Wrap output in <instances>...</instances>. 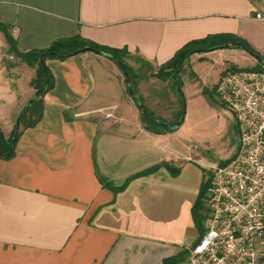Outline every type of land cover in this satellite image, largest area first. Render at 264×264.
<instances>
[{
    "label": "crops",
    "instance_id": "0c3cea01",
    "mask_svg": "<svg viewBox=\"0 0 264 264\" xmlns=\"http://www.w3.org/2000/svg\"><path fill=\"white\" fill-rule=\"evenodd\" d=\"M257 12L264 0H0V23L22 51L75 35L127 49V61L152 69L138 91L160 117L169 96L156 73L189 42L231 34L264 55ZM8 53L0 30V129L10 138L13 108L34 94L36 68L22 63L25 75L12 85ZM111 60L92 52L47 60L55 86L43 98V117L22 132L12 159H0V264H163L185 250L182 264H189L201 236L194 207L204 171L193 158L176 157L166 135L147 130L134 102L122 111L112 86L121 68ZM137 147L147 157L123 174ZM166 164L180 171L173 175ZM104 182L127 185L115 193Z\"/></svg>",
    "mask_w": 264,
    "mask_h": 264
},
{
    "label": "built area",
    "instance_id": "2783aa9c",
    "mask_svg": "<svg viewBox=\"0 0 264 264\" xmlns=\"http://www.w3.org/2000/svg\"><path fill=\"white\" fill-rule=\"evenodd\" d=\"M217 93L236 116L240 145L228 163L207 165V220L189 264H264V70H226Z\"/></svg>",
    "mask_w": 264,
    "mask_h": 264
},
{
    "label": "rangeland",
    "instance_id": "374dc122",
    "mask_svg": "<svg viewBox=\"0 0 264 264\" xmlns=\"http://www.w3.org/2000/svg\"><path fill=\"white\" fill-rule=\"evenodd\" d=\"M248 50L262 57L264 56L254 49ZM248 50L241 47H228L208 53H196L180 73L179 79L186 103V106H184L186 109V119L179 129L163 133L166 136L162 142L167 141L170 143L171 148L177 153L176 157L184 158L187 156L198 162L204 171V182L206 183L209 182L211 176V171L207 165L221 164L233 158L239 150L240 141L236 116L220 99L217 93V86L226 69L233 66L247 69L258 65V61ZM127 62L133 71L140 76L138 78L135 77L137 88L139 81L142 80L141 76L147 75V78L151 77L152 69L148 66H143L141 62L132 59ZM4 63L7 72H9L14 81L12 85L16 86V82L19 81L20 77L25 75L23 73L25 64H22L25 62L13 53H8L4 58ZM157 84L160 91L167 93L169 96L165 104L166 106L160 109L159 113L163 119L174 123L179 119L184 109H182L181 95L174 88L169 77L164 80L159 79ZM112 86L113 94L123 111V108H126V100L133 103L134 99L126 84L125 73L121 69L115 73ZM20 108V103L13 108L17 118L20 114L19 112L22 110ZM5 114L8 115L7 111H5ZM123 117L126 122L135 121L128 111L123 112ZM133 149L125 157V165L121 170L123 174L136 166L142 165L144 159L147 157L145 156L146 153H139L138 147L135 151ZM136 155H139V157L134 158ZM119 168L120 165L118 167L116 165V170H119ZM203 216L204 223L207 220L205 212Z\"/></svg>",
    "mask_w": 264,
    "mask_h": 264
},
{
    "label": "trees",
    "instance_id": "16d2710c",
    "mask_svg": "<svg viewBox=\"0 0 264 264\" xmlns=\"http://www.w3.org/2000/svg\"><path fill=\"white\" fill-rule=\"evenodd\" d=\"M0 30H2L4 34L6 35V39L9 43V53H13L16 57L21 59L23 62L27 63L29 66L36 68V77L32 81V86L35 89V91L46 87V90L43 91L41 95L35 99L31 107L24 114L22 118L20 130L18 131L16 136H15L16 125L14 128L13 134L10 138H7L5 134L3 133V131L0 129V159H5V160L12 159L16 154V145H17L18 139L20 138L22 132L27 128L36 126L43 117V111H44L43 98L45 94L55 86L54 74L47 65L48 59L64 60L71 56L79 54L80 53L79 51L86 47H91L96 50H103L111 54H114L119 58L121 62V63L117 62V64L120 66L122 71L125 72L124 68H126L131 75L133 83L131 86L128 87V89L132 97H133V94L136 93L137 96L141 99V101L145 104V101L143 97L140 95L138 88H137V84L135 82V77L138 78L140 76L138 75V73H135L133 71V69L131 68V66L126 60V56L129 54V51L127 49H122V50L109 49L107 47L98 45L97 43H94L93 41H90L82 37L81 35H75L71 37L56 39L55 41L51 43L49 47L44 48V49H33L29 51H22L18 47L17 39L10 32V26L0 23ZM246 43L247 42L245 40L240 39L236 37L235 35H231V34L210 35L203 39L191 41L187 45H185L182 49H180L176 53V55L173 57V59H171L166 64L162 65L158 69L156 76H158L161 79H166L168 77L171 78L172 75L179 69L183 61L189 55L195 52L203 53L202 51L213 49V48L223 46V45H229V47H241V48L246 47V49H253L250 47L249 44H246ZM43 54L45 55L44 63H41L40 57ZM189 60L190 59H188V61ZM188 61L186 62V64L188 63ZM263 66H264L263 64L258 62L257 66L252 67V68H247V69L263 71ZM183 69L184 67L180 70L177 76L178 79ZM231 69L233 70V69H239V68L233 66L226 70H231ZM179 85L181 86L180 79H179ZM173 86L176 89V86L174 84ZM181 103H182V109H183L185 101L181 99ZM135 105H136V102H135ZM146 109H147V114H143L141 113V111H140V114H141V121L147 130L153 133H157V134H162V133L170 132L171 130H176L174 129L173 126L167 125L168 123L170 124V122H168L162 117L151 112L147 106H146ZM181 114H180V117H181ZM66 118L70 119L68 114H66ZM14 137L15 139L13 140ZM230 160L231 159L224 161L221 164H226ZM159 166H155L150 169L139 172L135 174L134 176H132L130 179L149 174L155 171ZM166 166L172 171L173 175H177L178 172L180 171V169L178 168L173 169L168 164H166ZM103 185L104 187H108L112 189L115 193H118L125 189L127 183L119 187H116L109 182H104ZM206 188H207V183L203 182L198 202L196 203L194 207V216L198 224V227L200 228L201 234H203L204 232L203 196L205 194ZM188 255H189V252L185 250L176 256H172V257L164 259L163 264H182V262L187 259Z\"/></svg>",
    "mask_w": 264,
    "mask_h": 264
},
{
    "label": "water",
    "instance_id": "95a60500",
    "mask_svg": "<svg viewBox=\"0 0 264 264\" xmlns=\"http://www.w3.org/2000/svg\"><path fill=\"white\" fill-rule=\"evenodd\" d=\"M229 45H223V46H219V47H216V48H213V49H208V50H205V51H202L203 53H206V52H211V51H214V50H220V49H224V48H228ZM244 49H246V47H243ZM248 50V49H247ZM249 51V50H248ZM80 53H83V52H92V53H96L98 55H102V56H105L107 58H111L113 59L114 61L116 62H120L119 58L114 55V54H111L107 51H103V50H96V49H93L91 47H86L82 50L79 51ZM251 53V55H253V57L261 64L264 65V58L260 55H258L257 53H254L252 51H249ZM198 52H195L193 54H196ZM189 55L184 61L183 63L180 65L179 69L172 75L171 77V81L172 83L176 86V89L177 91L180 93L181 95V99H183L185 101V96H184V93H183V90H182V87L179 85V79L177 78L180 70L185 66L186 62L188 61V59L191 58V56L193 55ZM44 58H45V55H41L40 57V62L41 63H44ZM121 63V62H120ZM124 73H125V76H126V84L129 86L132 85L133 81H132V78H131V75L130 73L128 72V70L126 68H124ZM46 90V87H44L43 89H38L34 92V94L32 95V97L30 98V100L27 102V104L25 105V107L23 108V110L21 111V113L19 114L18 118H17V121H16V131H15V136L16 134L18 133V131L20 130V127H21V122H22V118L24 116V114L26 113V111L31 107V105L33 104V102L35 101V99L41 95V93L43 91ZM133 98L136 102V106L137 108L139 109V111H141V113L143 114H147V109H146V106L145 104L141 101V99L137 96L136 93L133 94ZM186 104V103H185ZM184 104V106H186ZM186 119V109L184 108L183 111H182V114H181V117L180 119L176 122V123H168L167 125L168 126H173L174 129H179L181 127V125L184 123ZM15 139V137L13 138V140Z\"/></svg>",
    "mask_w": 264,
    "mask_h": 264
}]
</instances>
